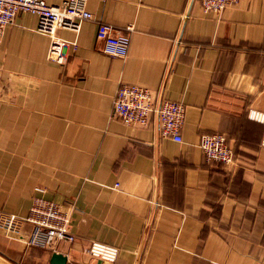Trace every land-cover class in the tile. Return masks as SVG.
<instances>
[{
    "label": "crops",
    "instance_id": "crops-1",
    "mask_svg": "<svg viewBox=\"0 0 264 264\" xmlns=\"http://www.w3.org/2000/svg\"><path fill=\"white\" fill-rule=\"evenodd\" d=\"M59 4L64 0H46ZM93 19L60 35L62 62L38 16L0 37V220L43 197L70 209L74 241L39 246L32 224L0 221V264H264V0L205 11L199 0H88ZM133 25L124 59L103 52L99 23ZM122 83L186 106L182 141L114 112ZM225 134L234 161L206 159L201 135ZM99 241L115 260L91 255Z\"/></svg>",
    "mask_w": 264,
    "mask_h": 264
},
{
    "label": "built area",
    "instance_id": "built-area-1",
    "mask_svg": "<svg viewBox=\"0 0 264 264\" xmlns=\"http://www.w3.org/2000/svg\"><path fill=\"white\" fill-rule=\"evenodd\" d=\"M205 11H222L228 6L237 4L240 0H199ZM88 0H64L59 4H50L46 0H0V37L6 27L13 22L19 12H32L38 16L37 30L51 39L48 57L62 62L68 47L77 48V41L70 42L60 35L64 29L77 31L84 20L93 19V13L87 8ZM133 25H128L126 31L117 29L114 25L101 22L98 26V38L103 41V52L112 57L126 58L131 45L130 33ZM114 112L125 124L146 125L155 114L159 121L160 132L165 137L182 141V129L186 118V106L180 101L155 97V92L149 87L134 83H122L114 101ZM250 118L264 126V113L257 110L250 112ZM264 147V130L261 138ZM200 147L208 161L217 164H229L234 161L233 147L228 143L225 134L210 132L201 135ZM70 209L43 197H36L26 217L5 215L1 224L15 229L23 221L32 224V231L27 241L39 246H53L63 241H74L71 231ZM91 255L115 260L119 248L107 243L93 241L87 248Z\"/></svg>",
    "mask_w": 264,
    "mask_h": 264
},
{
    "label": "water",
    "instance_id": "water-1",
    "mask_svg": "<svg viewBox=\"0 0 264 264\" xmlns=\"http://www.w3.org/2000/svg\"><path fill=\"white\" fill-rule=\"evenodd\" d=\"M67 256L61 252L54 251L51 256V264H68Z\"/></svg>",
    "mask_w": 264,
    "mask_h": 264
}]
</instances>
